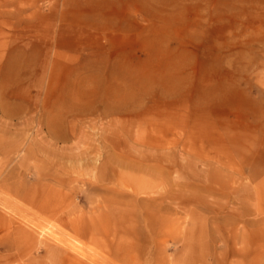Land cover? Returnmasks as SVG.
Masks as SVG:
<instances>
[{
    "label": "rangeland",
    "instance_id": "rangeland-1",
    "mask_svg": "<svg viewBox=\"0 0 264 264\" xmlns=\"http://www.w3.org/2000/svg\"><path fill=\"white\" fill-rule=\"evenodd\" d=\"M0 264H264V0H0Z\"/></svg>",
    "mask_w": 264,
    "mask_h": 264
}]
</instances>
